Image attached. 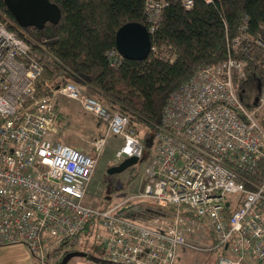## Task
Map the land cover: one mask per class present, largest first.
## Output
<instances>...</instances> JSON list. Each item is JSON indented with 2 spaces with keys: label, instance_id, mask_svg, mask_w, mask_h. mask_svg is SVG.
Here are the masks:
<instances>
[{
  "label": "built area",
  "instance_id": "built-area-1",
  "mask_svg": "<svg viewBox=\"0 0 264 264\" xmlns=\"http://www.w3.org/2000/svg\"><path fill=\"white\" fill-rule=\"evenodd\" d=\"M145 1L149 22L158 21L165 3ZM182 1L193 8V0ZM7 24L0 21V249L22 246L35 264H48L92 229L109 264H175L180 248L218 254L215 264H264V82L242 98L245 61L200 68L171 95L138 199L173 213L124 217L120 207L103 211L84 201L109 135L123 139L119 162H144L129 118L70 81L45 82L40 96L52 57ZM254 45L264 49L245 25L232 50L247 54ZM58 96L107 125L91 154L54 139Z\"/></svg>",
  "mask_w": 264,
  "mask_h": 264
},
{
  "label": "trees",
  "instance_id": "trees-1",
  "mask_svg": "<svg viewBox=\"0 0 264 264\" xmlns=\"http://www.w3.org/2000/svg\"><path fill=\"white\" fill-rule=\"evenodd\" d=\"M50 2L61 11L57 25L47 23L42 30L29 27L18 32L15 26L7 24L19 37L31 38L34 49L42 46L52 57L44 62L43 77L37 83L39 95L47 94L43 87L47 81H70L86 87L112 112L129 118L131 128L144 146L145 157L154 152L162 114L171 95L200 68L231 58L245 61L247 76L239 87L244 100L248 94H257L259 84L264 82V49L254 45L247 54H235L232 50L233 41L241 36L245 25L253 43L259 40L264 43V0H212L210 3L193 0L190 10L182 0H163L165 6L160 18L151 23L145 0ZM0 13L17 25L4 0H0ZM129 23L144 25L152 32V52L144 61L123 59L117 51V32ZM100 125L107 132V125L102 122ZM140 129L148 133L141 137ZM81 239L94 244V230L89 229L72 246L64 245V249L71 247L65 254L81 253L87 255V260H97L91 254L99 252L98 246L91 248L93 252L74 251ZM97 261L109 264L102 255Z\"/></svg>",
  "mask_w": 264,
  "mask_h": 264
},
{
  "label": "rangeland",
  "instance_id": "rangeland-1",
  "mask_svg": "<svg viewBox=\"0 0 264 264\" xmlns=\"http://www.w3.org/2000/svg\"><path fill=\"white\" fill-rule=\"evenodd\" d=\"M1 20L7 22L8 25L15 26L18 32H21V29L14 25L11 20L5 15L0 13ZM29 40L35 44V42L29 38ZM254 47V46H253ZM253 49V48H252ZM237 53H243L240 48H236ZM236 53V54H237ZM62 80L47 81L48 83L54 84ZM239 88L240 83H237ZM85 94L95 97L97 96L90 90H84ZM249 97V96H248ZM56 110L60 121L58 122L55 131L54 137L56 140L63 142L73 148L79 149L80 152L91 154L93 152V144L96 141L106 137L107 132L104 127L100 125L99 121L93 116L85 113L79 103L69 100L65 97L58 96L56 100ZM101 102V101H100ZM247 102V100H246ZM104 106L110 109L107 105L101 102ZM111 110V109H110ZM113 111V110H111ZM58 120V119H57ZM144 131V132H143ZM140 129L141 137L145 135L147 130ZM148 133V132H147ZM147 139L150 136H146ZM123 139L116 135H109L107 142L102 148V153L96 168L94 177L92 179L88 194L84 201V206L93 207L94 209H106L110 210L119 208L120 210H126L125 216L134 215L136 212H140L141 215L154 216L156 213H173L171 209H160L155 205L149 202H143L138 199L143 191L144 184V172L145 167L148 162V158L152 157L155 153L151 151L146 155L144 162H141L139 165L134 168L129 169L120 176L108 177L107 172L119 166L125 160L119 162L117 160V154L120 151V148L123 146ZM110 180V184H106L105 181ZM109 183V182H108ZM107 185V186H106ZM131 217V216H130ZM87 243L81 239L80 242L75 247L76 252H90L91 248L95 245L92 244L91 240ZM99 247V246H98ZM10 248H24L22 246L10 247ZM71 247L64 249L61 248L57 252H54L48 258V264H61L63 260L71 253H67ZM27 250V249H26ZM28 252V250H27ZM29 257L30 253L28 252ZM63 254H65L63 256ZM102 250L99 249V252L91 254V258H97L100 260ZM218 254H209V253H199L190 251L188 249L180 248L177 253V260L175 264H215ZM32 259V258H31ZM95 259L86 258H75L71 260L68 264H102ZM32 264H35L32 260Z\"/></svg>",
  "mask_w": 264,
  "mask_h": 264
},
{
  "label": "water",
  "instance_id": "water-1",
  "mask_svg": "<svg viewBox=\"0 0 264 264\" xmlns=\"http://www.w3.org/2000/svg\"><path fill=\"white\" fill-rule=\"evenodd\" d=\"M7 9L13 15L20 29L34 27L44 29L47 23L57 25L61 19V11L50 0H4ZM116 48L123 59L144 61L152 52L151 34L148 28L141 24L129 23L123 26L116 35ZM260 89V84L258 90ZM142 161L128 159L119 166L107 172L108 177L120 176ZM122 210L120 214H124ZM75 258H87V255L73 253L61 264H68Z\"/></svg>",
  "mask_w": 264,
  "mask_h": 264
},
{
  "label": "crops",
  "instance_id": "crops-1",
  "mask_svg": "<svg viewBox=\"0 0 264 264\" xmlns=\"http://www.w3.org/2000/svg\"><path fill=\"white\" fill-rule=\"evenodd\" d=\"M0 264H32V259L24 248L0 249Z\"/></svg>",
  "mask_w": 264,
  "mask_h": 264
},
{
  "label": "flooded vegetation",
  "instance_id": "flooded-vegetation-1",
  "mask_svg": "<svg viewBox=\"0 0 264 264\" xmlns=\"http://www.w3.org/2000/svg\"><path fill=\"white\" fill-rule=\"evenodd\" d=\"M108 182H109V183H108ZM105 183L109 185V184H110V180L105 181ZM106 186H107V185H106Z\"/></svg>",
  "mask_w": 264,
  "mask_h": 264
}]
</instances>
